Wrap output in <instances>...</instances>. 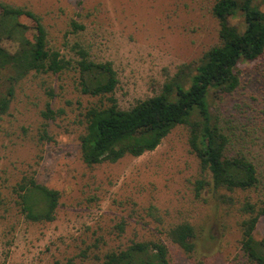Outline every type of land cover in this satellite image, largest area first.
I'll list each match as a JSON object with an SVG mask.
<instances>
[{
    "label": "rangeland",
    "instance_id": "rangeland-1",
    "mask_svg": "<svg viewBox=\"0 0 264 264\" xmlns=\"http://www.w3.org/2000/svg\"><path fill=\"white\" fill-rule=\"evenodd\" d=\"M1 1L40 16L51 44L64 54L69 21L82 23L85 30L68 38L83 43L93 60L112 63L118 79L115 98L123 109L158 94L181 65L198 61L218 42L210 11L214 0ZM230 21L237 25L240 19ZM239 71V88L212 106L211 113H219L221 122H228L237 134H245L243 123H256L249 133L264 141V60L241 64ZM53 81L62 106L74 97L70 79ZM45 100L38 81L28 78L0 120V262L101 264L106 251L132 241L162 239L170 264H246L239 251L236 212L209 190L195 194L200 171L186 127L174 128L152 152L87 166L75 134H70L76 129L70 124L73 115L58 123L61 128L51 126L54 143L39 140ZM82 101L86 105V99ZM64 130L65 135L59 134ZM24 172L59 191L52 222H30L13 207L11 187ZM262 180L260 188L249 193L253 199L264 197ZM182 222L198 232L191 258L164 237L169 226ZM254 237L264 238V218Z\"/></svg>",
    "mask_w": 264,
    "mask_h": 264
},
{
    "label": "trees",
    "instance_id": "trees-1",
    "mask_svg": "<svg viewBox=\"0 0 264 264\" xmlns=\"http://www.w3.org/2000/svg\"><path fill=\"white\" fill-rule=\"evenodd\" d=\"M210 11L218 42L198 61L181 65L158 94L123 109L115 98L118 79L112 63L93 60L83 43L68 38L85 30L82 23L69 21L64 54L51 44L40 16L0 0V84L4 88L0 90V120L9 114L20 83L31 78L38 81L46 97L40 111L39 140L54 143L51 126L61 128L58 123L73 115L70 124L76 129L66 133L75 134L80 158L87 166L152 152L174 128L186 127L189 149L199 164L196 196L209 190L216 201L234 210L245 263L264 264V238L254 237L264 218V197L249 196L263 183L264 141L249 133L256 123H243L245 134H237L228 122H221L219 113H211L212 106L239 88L240 65L264 60V0H214ZM232 17L240 22L232 24ZM63 76L70 79L74 97L60 106L53 78ZM59 134L65 135V130ZM11 193L13 207L25 220L55 219L60 193L35 174L22 173ZM197 233L193 225L182 222L169 226L164 237L191 258ZM101 264H170V251L162 239L132 241L124 248L106 251Z\"/></svg>",
    "mask_w": 264,
    "mask_h": 264
}]
</instances>
